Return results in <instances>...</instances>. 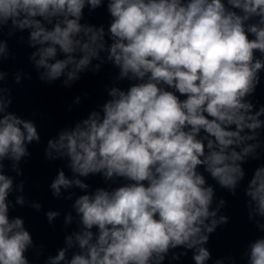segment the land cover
I'll return each mask as SVG.
<instances>
[{
  "label": "clouds",
  "instance_id": "9594fccd",
  "mask_svg": "<svg viewBox=\"0 0 264 264\" xmlns=\"http://www.w3.org/2000/svg\"><path fill=\"white\" fill-rule=\"evenodd\" d=\"M102 8L106 24L86 19ZM13 37L45 85L115 70L107 98L44 144L45 160L64 162L52 196L71 201L44 213L53 227L63 215L54 254L12 214L42 211L17 180L42 139L34 119L10 110ZM11 76L32 79L22 68ZM262 81L264 0H0V264H184L189 253L191 264H264ZM217 188L242 190L258 233L239 256L208 247L231 219Z\"/></svg>",
  "mask_w": 264,
  "mask_h": 264
}]
</instances>
